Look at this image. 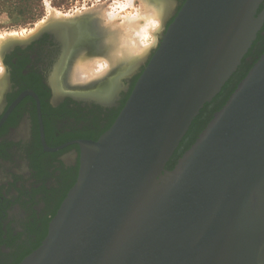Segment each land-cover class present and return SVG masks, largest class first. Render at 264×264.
<instances>
[{
  "label": "water",
  "instance_id": "obj_1",
  "mask_svg": "<svg viewBox=\"0 0 264 264\" xmlns=\"http://www.w3.org/2000/svg\"><path fill=\"white\" fill-rule=\"evenodd\" d=\"M263 3L185 1L113 125L79 142L77 181L20 264H264V53L167 168L256 41Z\"/></svg>",
  "mask_w": 264,
  "mask_h": 264
},
{
  "label": "flooded vegetation",
  "instance_id": "obj_2",
  "mask_svg": "<svg viewBox=\"0 0 264 264\" xmlns=\"http://www.w3.org/2000/svg\"><path fill=\"white\" fill-rule=\"evenodd\" d=\"M168 1L174 5L165 31L186 0ZM263 11L264 3L258 16ZM58 33H45L25 47L13 45L32 36L10 43L2 52L0 264H20L43 242L77 181L79 142L97 141L113 125L140 76L128 85L121 81L107 101L66 92L61 74L79 40L77 31L69 37ZM263 50L264 25L243 61L252 64Z\"/></svg>",
  "mask_w": 264,
  "mask_h": 264
},
{
  "label": "bare ground",
  "instance_id": "obj_3",
  "mask_svg": "<svg viewBox=\"0 0 264 264\" xmlns=\"http://www.w3.org/2000/svg\"><path fill=\"white\" fill-rule=\"evenodd\" d=\"M138 1L140 6L138 4L135 14L131 12L124 16L119 12L105 11L103 7L66 19L58 18L55 13L57 18H52L51 22L68 21L76 25L75 29L71 25L60 26V34L69 37L77 31L76 41L79 40L63 66L61 82L63 87L66 82V92L75 96L92 95L107 101L117 90L122 78L134 73L146 60L163 33L162 29L174 4L168 0ZM129 2L134 6L135 1ZM149 36H153L152 43L147 42ZM3 49L2 45L0 54ZM62 77H65V82Z\"/></svg>",
  "mask_w": 264,
  "mask_h": 264
},
{
  "label": "rangeland",
  "instance_id": "obj_4",
  "mask_svg": "<svg viewBox=\"0 0 264 264\" xmlns=\"http://www.w3.org/2000/svg\"><path fill=\"white\" fill-rule=\"evenodd\" d=\"M129 1L128 0H0V37H2L1 39L3 40L2 41L0 39L1 40L0 47L2 45L5 47L10 43L17 41H24L27 38H30L31 36L32 37L35 36V34H37V32L43 26L51 22L52 18H57L58 16H59L58 18L61 17L62 19H66V17L67 18H69L70 16L74 17L79 14H84V12H89V10L90 11L94 10V8L98 9L101 7H103L102 9H104L105 11L109 10L110 12H115V13L119 12V14L122 16L128 15L129 13L134 12L135 9L138 7V4L140 3V1L138 0H133L135 1L134 6L136 5L134 7L131 5ZM121 5H123L124 8H121L122 7ZM125 6L127 7L125 8ZM55 13L56 16L58 15L57 17L55 16ZM169 20L170 19L168 18L166 20V23L169 22ZM166 23L162 31L165 29ZM160 26L162 25L160 24ZM163 32H165V30ZM20 37H22L23 39ZM148 38L149 40L147 42L152 43L153 36H149ZM157 41L158 42L156 43V46L152 48V50H150L148 56L146 57V60H144V62L140 64L139 68L136 71H134V73L131 75L129 79H127L126 81L123 80L121 83H123L124 85L125 84L128 85L132 81V79L135 76H137L138 72L139 75H141L144 67L148 64L150 58L152 57L154 50L159 45L158 44L159 38ZM2 71H3V67H2V53H1L0 73ZM62 78L64 81L65 77ZM65 83H64V87H65L64 89L68 90L67 89L68 87L66 86Z\"/></svg>",
  "mask_w": 264,
  "mask_h": 264
},
{
  "label": "trees",
  "instance_id": "obj_5",
  "mask_svg": "<svg viewBox=\"0 0 264 264\" xmlns=\"http://www.w3.org/2000/svg\"><path fill=\"white\" fill-rule=\"evenodd\" d=\"M263 53L264 50L258 55V58L250 65L244 60L242 62V65L239 67L238 71L231 77V79L224 86L221 93L217 95L216 98H214V100L211 103L206 104L204 106L198 117L193 121L188 133L183 138L178 149L176 150L170 162L168 163L167 168L169 170H172L175 167L178 159L182 157V155L193 145V143L198 138L199 134L206 128L208 123L212 120L214 114L222 109V107L226 104L227 100L230 98L232 93L238 87L239 83L247 76L251 68L260 59ZM46 235L47 233L45 234V238ZM40 245L41 243H39L36 246V248H38ZM28 254L26 256H28Z\"/></svg>",
  "mask_w": 264,
  "mask_h": 264
}]
</instances>
